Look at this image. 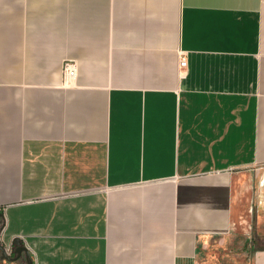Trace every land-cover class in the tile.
Masks as SVG:
<instances>
[{
  "label": "crops",
  "instance_id": "0c3cea01",
  "mask_svg": "<svg viewBox=\"0 0 264 264\" xmlns=\"http://www.w3.org/2000/svg\"><path fill=\"white\" fill-rule=\"evenodd\" d=\"M261 164L264 0H0L8 252L200 264V243L243 231Z\"/></svg>",
  "mask_w": 264,
  "mask_h": 264
},
{
  "label": "rangeland",
  "instance_id": "374dc122",
  "mask_svg": "<svg viewBox=\"0 0 264 264\" xmlns=\"http://www.w3.org/2000/svg\"><path fill=\"white\" fill-rule=\"evenodd\" d=\"M248 191V201L244 199L247 206L241 209L239 218L243 231L225 238H208L200 243V264H251L254 251L264 247V164L251 168ZM0 264L11 263L0 260ZM17 264H25L24 259Z\"/></svg>",
  "mask_w": 264,
  "mask_h": 264
},
{
  "label": "water",
  "instance_id": "95a60500",
  "mask_svg": "<svg viewBox=\"0 0 264 264\" xmlns=\"http://www.w3.org/2000/svg\"><path fill=\"white\" fill-rule=\"evenodd\" d=\"M3 228H4L3 214L0 212V236ZM10 245L14 248V256L12 257L9 256L7 248L5 247L4 244H2L0 237V260L13 263L18 259L23 258L25 264H33V260L31 258L30 252L27 249V247L22 243L21 240H19L18 238H14L11 241Z\"/></svg>",
  "mask_w": 264,
  "mask_h": 264
},
{
  "label": "built area",
  "instance_id": "2783aa9c",
  "mask_svg": "<svg viewBox=\"0 0 264 264\" xmlns=\"http://www.w3.org/2000/svg\"><path fill=\"white\" fill-rule=\"evenodd\" d=\"M185 59L183 57H180L179 60V67H184L185 66ZM62 71H63V76L64 79H70L73 78L76 72V65L73 61H65L63 63V67H62Z\"/></svg>",
  "mask_w": 264,
  "mask_h": 264
},
{
  "label": "flooded vegetation",
  "instance_id": "af4514ba",
  "mask_svg": "<svg viewBox=\"0 0 264 264\" xmlns=\"http://www.w3.org/2000/svg\"><path fill=\"white\" fill-rule=\"evenodd\" d=\"M9 256L12 257L14 256V248L10 245V250H9ZM22 258L18 259L17 261L13 262V263H17L21 260Z\"/></svg>",
  "mask_w": 264,
  "mask_h": 264
}]
</instances>
